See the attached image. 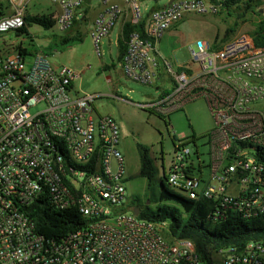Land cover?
<instances>
[{
  "label": "built area",
  "instance_id": "obj_1",
  "mask_svg": "<svg viewBox=\"0 0 264 264\" xmlns=\"http://www.w3.org/2000/svg\"><path fill=\"white\" fill-rule=\"evenodd\" d=\"M0 17V264H264V240L215 249L203 260L190 239L168 236L167 222L140 218L128 209L127 165L120 149V127L111 115L98 114L97 96H80V73L55 68L48 53L24 54L17 35L34 15V0H7ZM54 26L61 32L83 24L86 0H50ZM225 0H174L142 14L140 0H101L91 35L101 42L121 22L143 23L127 41L122 72L128 79L155 86L152 102L140 104L161 117L206 101L214 121L208 157L187 143L174 144L169 171L172 191L209 202V219L233 213L250 220L264 216V46L252 35L211 44L198 40L187 64L164 59L159 42L186 13H219ZM41 5V4H40ZM15 33L17 38L3 40ZM170 86L163 83V75ZM38 110L33 112L34 109ZM47 201L73 210L85 220L59 239L37 230L31 207Z\"/></svg>",
  "mask_w": 264,
  "mask_h": 264
},
{
  "label": "rangeland",
  "instance_id": "obj_2",
  "mask_svg": "<svg viewBox=\"0 0 264 264\" xmlns=\"http://www.w3.org/2000/svg\"><path fill=\"white\" fill-rule=\"evenodd\" d=\"M169 1L140 0L141 12L145 15L152 9L164 7ZM260 1L259 13H250L242 20H238L235 13L229 15L226 10L222 13H186L183 20L165 32L161 38L159 50L162 57L172 63L177 61L178 64H187L191 59L190 48L198 40L211 44L219 40L220 43L231 27L235 28V32L231 33L225 42L251 35L255 25L264 19V0ZM55 9L50 0H34L31 5L34 15L51 14ZM101 9V0H93L87 20L67 33L59 31L56 26L46 28L34 23L29 27L33 40L24 35L25 45L36 50L33 54L48 53L55 68L69 67L80 73L74 82L75 91L80 96H97L95 107L98 114L111 115L120 127V149L125 155L127 165V208L144 207L148 204L155 210L161 204L159 193L161 179L164 177L163 168L166 172L169 171L174 144H178L180 140L193 150L199 149L207 162L208 135L214 127V121L204 99L186 105L183 110L169 117H161L149 109L141 108L140 104L150 103L157 97L156 88L135 82L123 75L118 44L121 22L102 40V56L98 55L91 30L93 20ZM261 9L263 12H260ZM69 34H80L83 40L69 45L52 44L54 35ZM2 37L3 40L10 41L17 38V35L8 33ZM7 53L5 46H1L0 54L5 56ZM106 65L112 66L111 70H104ZM163 83L165 86L171 84L166 74L163 75ZM37 110L38 108L33 112ZM139 144L149 148L155 158L158 168V174L152 182L155 195L149 192L148 178L140 175Z\"/></svg>",
  "mask_w": 264,
  "mask_h": 264
},
{
  "label": "trees",
  "instance_id": "obj_3",
  "mask_svg": "<svg viewBox=\"0 0 264 264\" xmlns=\"http://www.w3.org/2000/svg\"><path fill=\"white\" fill-rule=\"evenodd\" d=\"M92 1L86 0L88 4H91ZM260 6V0H225L223 9L219 13L226 10L229 15L235 13L237 19L242 20L250 13L258 14ZM9 8L10 4L7 0H0V17L5 15ZM86 12H89V7ZM34 23L46 28L54 26L52 17L46 15L27 16L26 25L18 30L17 35H27L32 41L33 36L29 32V27ZM80 24L79 21H76L73 29ZM237 25L238 23L235 26ZM134 31L143 33V23L135 25L128 22L124 25L118 43L121 62L127 52V41ZM234 32V27L229 28L221 42H225L230 34ZM251 35L257 46H264V19L255 25ZM82 40L80 34L54 35L52 44L69 45ZM20 51L26 55L36 52V50L29 47H20ZM111 68L112 66H104V70H111ZM138 149L141 157L140 175L148 178L149 192L155 195L156 191L152 185L158 174L155 158H153L149 148L139 144ZM256 155L258 160L264 162V148H257ZM165 178L166 175L161 179V191L159 193L161 204L155 210L148 204H145L144 207L139 206L141 208L140 218L154 222H167L169 227L168 236L194 241L203 260L208 261L215 249L230 246L241 247L251 240H264V216L246 220L229 213L227 216L219 217L218 220L214 221L208 218L211 210L209 202L190 200L183 197L169 189ZM31 216L36 222L38 232L48 239H59L85 224L83 217L76 211L56 210L47 201L34 204L31 207Z\"/></svg>",
  "mask_w": 264,
  "mask_h": 264
},
{
  "label": "water",
  "instance_id": "obj_4",
  "mask_svg": "<svg viewBox=\"0 0 264 264\" xmlns=\"http://www.w3.org/2000/svg\"><path fill=\"white\" fill-rule=\"evenodd\" d=\"M173 1H174V0H170L169 3H168L167 5H165V7H169V6L172 4ZM260 12H263V9H261ZM140 212H141V208L138 207V206H136V207L134 208V213H135L136 215H140Z\"/></svg>",
  "mask_w": 264,
  "mask_h": 264
}]
</instances>
